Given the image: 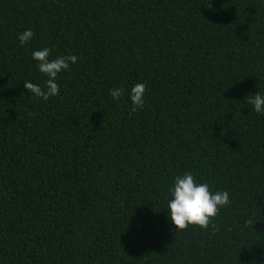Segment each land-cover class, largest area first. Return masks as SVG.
I'll list each match as a JSON object with an SVG mask.
<instances>
[{
	"label": "trees",
	"instance_id": "1",
	"mask_svg": "<svg viewBox=\"0 0 264 264\" xmlns=\"http://www.w3.org/2000/svg\"><path fill=\"white\" fill-rule=\"evenodd\" d=\"M45 47L77 57L46 101ZM257 91L264 0H0V264H264ZM185 172L229 193L215 229L175 232Z\"/></svg>",
	"mask_w": 264,
	"mask_h": 264
},
{
	"label": "clouds",
	"instance_id": "2",
	"mask_svg": "<svg viewBox=\"0 0 264 264\" xmlns=\"http://www.w3.org/2000/svg\"><path fill=\"white\" fill-rule=\"evenodd\" d=\"M31 30H25L18 35L21 45L29 43L33 37ZM50 49L45 47L32 53V58L37 62L38 70L48 79L44 87L31 81H25L24 87L28 92L43 100L59 95L60 88L56 83V77L61 71L68 70L70 65L77 62L75 55H64L50 60ZM147 85L135 84L130 91V99L133 104L132 111L143 109L145 106L144 94ZM109 94L114 100H119L123 94L122 88L110 89ZM245 101L253 106L258 114H264V95L258 91L249 94ZM171 199L167 203L170 222L175 226V232L183 231L189 226L207 230L210 226L215 229V217L220 209L227 207L231 201L227 191L212 192L209 184L197 183L196 178L190 172L175 177L173 185L169 188ZM255 221L249 218L246 224L253 226Z\"/></svg>",
	"mask_w": 264,
	"mask_h": 264
}]
</instances>
